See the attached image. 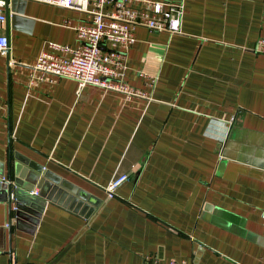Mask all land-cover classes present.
<instances>
[{
	"label": "crops",
	"instance_id": "obj_1",
	"mask_svg": "<svg viewBox=\"0 0 264 264\" xmlns=\"http://www.w3.org/2000/svg\"><path fill=\"white\" fill-rule=\"evenodd\" d=\"M7 6L0 264H264V0H186L181 32L136 27L130 92L32 78L40 53L77 45L90 17ZM16 164L42 170L37 220L9 211L2 186Z\"/></svg>",
	"mask_w": 264,
	"mask_h": 264
},
{
	"label": "built area",
	"instance_id": "obj_2",
	"mask_svg": "<svg viewBox=\"0 0 264 264\" xmlns=\"http://www.w3.org/2000/svg\"><path fill=\"white\" fill-rule=\"evenodd\" d=\"M37 1L86 11L90 20L75 26L77 45L52 42L51 49L42 51L33 65L32 78L70 77L80 85L94 84L127 92L130 90L124 78V49L135 44L136 27L143 25L153 30L181 32L186 3V0ZM5 4L6 0H0V21L6 19ZM8 48V36L0 34V52L5 53ZM257 49L264 53V38ZM127 178L123 173L112 179L106 187L108 195L113 196Z\"/></svg>",
	"mask_w": 264,
	"mask_h": 264
},
{
	"label": "water",
	"instance_id": "obj_3",
	"mask_svg": "<svg viewBox=\"0 0 264 264\" xmlns=\"http://www.w3.org/2000/svg\"><path fill=\"white\" fill-rule=\"evenodd\" d=\"M7 4L8 0H6V6ZM33 171H36L37 173H39V171L42 172L41 169L34 168L30 170L27 166L16 164L14 174H12V171L9 172L6 183L2 187L6 194L5 196L11 214L14 208L17 215L24 217V214L28 213L31 214V218L35 216V220H37L41 211L40 209L37 211L31 203L38 206H44L46 204V200L43 199L45 197L43 180L39 181V186L41 187L39 193H33L35 184L40 176Z\"/></svg>",
	"mask_w": 264,
	"mask_h": 264
},
{
	"label": "rangeland",
	"instance_id": "obj_4",
	"mask_svg": "<svg viewBox=\"0 0 264 264\" xmlns=\"http://www.w3.org/2000/svg\"><path fill=\"white\" fill-rule=\"evenodd\" d=\"M115 194H116V192H115ZM115 194H114V195H115ZM114 195H113V196H114ZM110 197H111V196H110Z\"/></svg>",
	"mask_w": 264,
	"mask_h": 264
}]
</instances>
